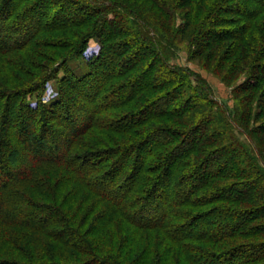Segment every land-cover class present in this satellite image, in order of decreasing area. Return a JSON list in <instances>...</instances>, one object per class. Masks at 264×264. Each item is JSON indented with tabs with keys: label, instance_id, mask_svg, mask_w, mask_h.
<instances>
[{
	"label": "trees",
	"instance_id": "1",
	"mask_svg": "<svg viewBox=\"0 0 264 264\" xmlns=\"http://www.w3.org/2000/svg\"><path fill=\"white\" fill-rule=\"evenodd\" d=\"M183 40L244 75L232 108L171 62ZM128 259L264 264V0H0V264Z\"/></svg>",
	"mask_w": 264,
	"mask_h": 264
},
{
	"label": "rangeland",
	"instance_id": "2",
	"mask_svg": "<svg viewBox=\"0 0 264 264\" xmlns=\"http://www.w3.org/2000/svg\"><path fill=\"white\" fill-rule=\"evenodd\" d=\"M187 47L188 45H187L186 40L180 41L177 56L171 59V62L173 64L188 66L189 68L201 74L206 79L209 86L212 88L215 98L221 102H225L230 108H232L236 104L237 102L236 100H238L237 98H239L240 96L239 94L236 95L233 92V88L244 80V75L243 74L237 75L234 79L225 81L222 78L223 73H224L223 70L213 71V65L210 63L205 65L203 59H201L200 57L190 59L188 61L187 60V56H188ZM99 51H100V39L98 37H92L87 42L86 47L82 51L81 55L76 59H72L68 64L71 67V69L77 72H80L79 71L80 67L84 63L89 61L90 59L97 56L99 54ZM46 54H49V53L46 52ZM41 64L48 65L49 62H47V60L45 59H42ZM62 76H63V71L60 69L57 76H55L54 78L44 83L42 91L29 92L27 94V101H30L31 105H36L38 102L48 103L51 100L55 99L58 95V80ZM116 226L107 227L106 230H104L103 234L100 235L102 236L104 246L107 249L115 248V246L111 247L113 245V241L110 239L111 237L113 240H116V241L120 238V241H122V243H125V245L128 243V241L131 238V236L129 235V227L127 225L117 224ZM109 229L110 231L115 230L117 234H120V235H117L118 239L117 237L113 238L115 234H112L109 231ZM137 237L138 238L136 239V241H134L133 245L129 249L126 250V252H128L129 254H133L131 253L132 250L135 253L137 249L140 246H143L146 243V240L148 239L145 232H142V231L139 233ZM127 261H129V264H135L131 259H128ZM126 264H128V262Z\"/></svg>",
	"mask_w": 264,
	"mask_h": 264
}]
</instances>
